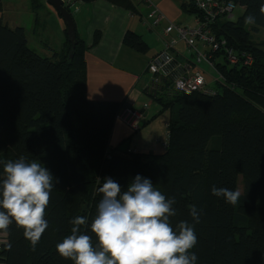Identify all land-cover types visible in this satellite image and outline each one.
Masks as SVG:
<instances>
[{
    "label": "trees",
    "instance_id": "16d2710c",
    "mask_svg": "<svg viewBox=\"0 0 264 264\" xmlns=\"http://www.w3.org/2000/svg\"><path fill=\"white\" fill-rule=\"evenodd\" d=\"M106 1L136 14L133 0ZM227 1L240 7L242 16L217 23L215 36L235 52L250 54L254 63L241 68L215 64L224 80L215 96L165 92L152 98L160 113H169L167 147L159 154L109 148L121 106L87 99L84 49L77 35L71 57L68 43L67 50L44 58L28 48L22 28L0 24V162L21 156L37 160L59 181L45 210L49 227L35 247L15 222L0 230V264H74L56 250L70 235L69 221L86 216L91 224L105 177L126 191L137 174L166 198H175L173 226L192 222L191 205L203 210L191 250L196 264H264V207L258 206L264 201V41L253 38L264 31L259 11L264 0ZM180 10L196 13L183 3ZM250 13L256 17L252 25L244 22ZM140 40L129 32L125 37L127 45L141 51ZM239 177L243 193L236 205L211 194L213 185L236 190ZM82 230L95 244L94 234Z\"/></svg>",
    "mask_w": 264,
    "mask_h": 264
},
{
    "label": "clouds",
    "instance_id": "9594fccd",
    "mask_svg": "<svg viewBox=\"0 0 264 264\" xmlns=\"http://www.w3.org/2000/svg\"><path fill=\"white\" fill-rule=\"evenodd\" d=\"M259 11L264 14V3ZM244 22L255 24V15L250 13ZM0 163V230L15 222L35 247L49 227L45 210L59 181L37 160L27 161L21 156ZM97 191L102 197L91 224L86 216L69 221L70 235L56 245L61 257L74 264H196L198 257L191 250L197 244L195 225L200 222L201 208L191 205L192 222L180 220L173 226L175 198H166L150 179L139 174L126 191L111 177H105ZM211 194L231 205L241 196L238 190L215 185ZM82 226L94 234L95 244Z\"/></svg>",
    "mask_w": 264,
    "mask_h": 264
},
{
    "label": "crops",
    "instance_id": "0c3cea01",
    "mask_svg": "<svg viewBox=\"0 0 264 264\" xmlns=\"http://www.w3.org/2000/svg\"><path fill=\"white\" fill-rule=\"evenodd\" d=\"M167 21L180 25L185 20L180 0H149ZM0 24L10 29L22 28L29 49L44 58H52L67 50L66 28L62 19L46 0H1ZM136 14L115 6L106 0L91 3H73L70 13L77 37L83 43V60L86 74V97L90 101H111L123 108L131 107L143 112L141 127L132 133L121 122L115 121L109 137V148L120 152L159 154L162 137L153 127L150 112L153 103L145 94L150 78L146 74L149 59L160 48L161 31H147L140 16L149 12L144 0H133ZM6 12H8L6 14ZM23 17L31 24L29 34ZM138 36L144 50H136L125 43L127 33ZM96 36L98 41L95 42ZM33 44L35 47H30ZM126 106V107H125ZM146 110L144 111V108ZM169 121V120H168ZM164 124V135L167 130ZM165 141V136L163 138ZM133 143V149L129 144ZM162 142V143H163ZM127 146V147H125ZM162 150V148H161ZM118 151V152H119Z\"/></svg>",
    "mask_w": 264,
    "mask_h": 264
},
{
    "label": "built area",
    "instance_id": "2783aa9c",
    "mask_svg": "<svg viewBox=\"0 0 264 264\" xmlns=\"http://www.w3.org/2000/svg\"><path fill=\"white\" fill-rule=\"evenodd\" d=\"M61 1L63 7L69 9L73 4L72 0ZM144 1L149 12L144 17L140 16L141 23L147 31H161L160 48L149 59L145 70L150 80L144 91L150 101L165 92L215 96L217 87L224 84L215 64L230 68L253 65L254 59L250 54L235 52L228 47L226 39H218L214 33L217 23L232 20L237 8L234 3L227 0H180V3L196 12L193 14L192 26L182 27L167 21L149 0ZM201 64L204 68L200 67ZM143 119V112L128 107L119 110L115 121L121 122L132 133H137ZM165 127L167 133L162 143L163 149L167 147L168 123Z\"/></svg>",
    "mask_w": 264,
    "mask_h": 264
},
{
    "label": "rangeland",
    "instance_id": "374dc122",
    "mask_svg": "<svg viewBox=\"0 0 264 264\" xmlns=\"http://www.w3.org/2000/svg\"><path fill=\"white\" fill-rule=\"evenodd\" d=\"M8 12H6V14H7ZM242 13H243V11H242V9L240 8V7H237L235 10H234V12H233V18H232V22H236L241 16H242ZM144 16H146L145 14H144ZM143 16V17H144ZM183 19L185 20L184 22H182V24L180 23V25L182 26V27H191L192 26V22H193V15H183ZM23 21H24V25H25V27H26V29H27V33L29 34V31H30V27H31V24H30V22L28 21V20H26L25 19V17H23ZM253 38L255 39V41L256 42H263L264 41V31H261V30H259L256 34H254L253 35ZM30 47H35V46H33V44H30ZM183 52H184V54L186 55V49H184L183 50ZM200 67H202V68H204V65L203 64H201L200 65ZM160 110H161V108H160V106L158 105V104H156V103H153V106L151 107V109H150V112L151 113H154V111H156V113H155V118H153L152 120H151V122H150V124L151 123H153V128L154 129H156L157 130V132H158V135H159V137H161V134H162V137H161V139L159 140V141H161L160 143H161V147L159 148H156V150H157V152H161V151H164V149H163V147H162V142H163V138H164V131H165V128H164V124H165V122L166 121H168L169 120V113L168 112H162V113H160ZM146 128V125H144V127H141V131L143 130V129H145ZM138 133V132H137ZM133 143L134 142H132V144H129V146H130V148L131 149H133L132 147V145H133ZM125 147H127V146H125ZM161 148H162V150H161ZM236 190H238V191H240V193L242 194L243 193V181H242V178H238V180H237V188H236ZM258 206L259 207H264V201H261L259 204H258Z\"/></svg>",
    "mask_w": 264,
    "mask_h": 264
},
{
    "label": "water",
    "instance_id": "95a60500",
    "mask_svg": "<svg viewBox=\"0 0 264 264\" xmlns=\"http://www.w3.org/2000/svg\"><path fill=\"white\" fill-rule=\"evenodd\" d=\"M46 2L49 6H51L55 10V12L62 19L65 25V28H66L65 35L67 38V42L71 46V50L69 54V57H71L74 47L76 45L75 25L73 22L72 15L69 10L63 7L61 0H46Z\"/></svg>",
    "mask_w": 264,
    "mask_h": 264
}]
</instances>
